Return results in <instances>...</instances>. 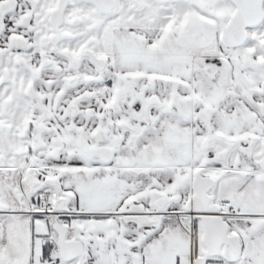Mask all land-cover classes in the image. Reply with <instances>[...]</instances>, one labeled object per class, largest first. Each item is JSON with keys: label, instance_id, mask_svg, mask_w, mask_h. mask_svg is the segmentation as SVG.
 I'll use <instances>...</instances> for the list:
<instances>
[{"label": "snow or ice", "instance_id": "obj_1", "mask_svg": "<svg viewBox=\"0 0 264 264\" xmlns=\"http://www.w3.org/2000/svg\"><path fill=\"white\" fill-rule=\"evenodd\" d=\"M0 264H264V0H0Z\"/></svg>", "mask_w": 264, "mask_h": 264}]
</instances>
